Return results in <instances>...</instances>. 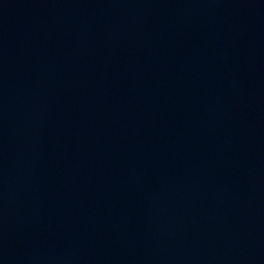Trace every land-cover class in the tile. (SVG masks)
Segmentation results:
<instances>
[{
  "label": "water",
  "instance_id": "95a60500",
  "mask_svg": "<svg viewBox=\"0 0 264 264\" xmlns=\"http://www.w3.org/2000/svg\"><path fill=\"white\" fill-rule=\"evenodd\" d=\"M0 264H264V0H0Z\"/></svg>",
  "mask_w": 264,
  "mask_h": 264
}]
</instances>
